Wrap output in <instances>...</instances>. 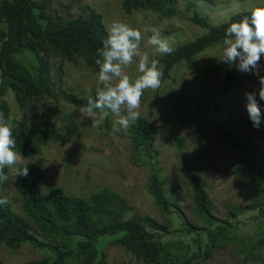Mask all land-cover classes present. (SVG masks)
<instances>
[{
    "label": "rangeland",
    "instance_id": "obj_1",
    "mask_svg": "<svg viewBox=\"0 0 264 264\" xmlns=\"http://www.w3.org/2000/svg\"><path fill=\"white\" fill-rule=\"evenodd\" d=\"M2 1V0H0ZM43 3L45 14L54 21L64 22L85 16L91 9L102 16L107 31L113 21H119L139 29L143 39L141 51L147 52L150 60L159 61L163 71L162 55L155 53L147 41L151 32L145 26L157 28L163 39L174 49L177 45L203 35L206 30L194 25L190 18L192 10L207 19L211 25L225 23L235 13L251 11L263 5L264 0H176L172 13L163 17L149 10L126 14L121 9V0H31ZM39 14V9H35ZM4 26L0 24V40ZM222 42L205 49L196 57L191 69L183 64L174 66L167 78L156 90L147 89L141 97L140 118L147 120L155 137L153 152L156 154L159 176L164 180L167 199L180 209L185 218L198 228L202 223L197 216L189 182L190 174L197 176L205 185L210 199L213 224L229 220L230 212L258 203L264 208V159L256 162L251 174L235 175L233 164L239 154L230 148L222 132L236 127L264 153V101L256 99L261 107L262 122L259 129L252 126L246 111V92H258L257 77L244 73L235 65L219 61ZM43 51L23 50L15 55L29 71L33 80L38 77L39 58ZM260 74L264 75V57L260 60ZM234 70V86L223 89L226 69ZM99 68H87L83 61L61 62L58 57L50 60L49 75L52 96L19 104L9 93L5 101L9 106L7 118L17 127L23 118L29 129L45 134L46 144L30 156H22L23 164L36 163L44 172L42 197L45 199L51 187L61 188L68 196L89 199L104 192L107 202L92 215L94 222L134 221L141 223L146 217L174 230L170 235H158L164 251L160 264H182L196 251L195 239L207 255L198 264H264V215L257 209L242 212L231 222L233 227L219 237V245L210 249L206 231L187 235L182 232V220L172 208L164 215L148 193L151 168L142 165L133 157V144L127 130L113 133L117 119L110 112L104 115L95 110L91 119L84 117L81 109L62 99V94L77 98H94ZM135 79L139 72L134 62L126 70ZM208 105L207 111L204 110ZM215 107L218 110H215ZM101 117H103L101 119ZM72 120L77 134L64 133L63 121ZM101 120L98 126L93 121ZM62 134L58 141L50 139L51 132ZM8 180L0 187V198H7L12 210L25 217L20 197L16 192L17 177L8 169ZM149 230V229H148ZM122 233L99 238L96 243L97 258L94 264H140L131 252L120 244ZM198 237V238H197ZM41 242L47 238L38 236ZM76 240L72 247H75ZM53 260L49 247L37 243L22 244L15 249L0 246V264H15L43 258Z\"/></svg>",
    "mask_w": 264,
    "mask_h": 264
},
{
    "label": "trees",
    "instance_id": "obj_2",
    "mask_svg": "<svg viewBox=\"0 0 264 264\" xmlns=\"http://www.w3.org/2000/svg\"><path fill=\"white\" fill-rule=\"evenodd\" d=\"M176 0H121V9L129 14L133 11L149 10L160 16H169ZM263 6V5H260ZM39 9V14L35 9ZM188 5L192 10L190 21L206 32L195 39L177 45L171 54L161 57L163 71L161 81L167 78L171 69L183 64L191 69L195 66L196 57L205 49L223 41L227 26L238 22L251 11L235 13L222 24L211 25L206 18ZM45 5L31 0H2L0 1V24L4 26L3 37L0 40V112L7 118L9 106L5 97L12 93L19 104L25 101L42 99L52 96L49 75L50 60L58 57L61 62L81 60L87 68H97L95 63L97 50L107 36L102 22V16L89 9L85 16H78L64 22L54 21L45 14ZM41 50L39 58L38 77L33 80L26 67L19 62L15 55L23 50ZM234 86V70L226 69L223 89L229 90ZM62 99L76 107L87 105V99L74 95L62 94ZM208 105L204 110L207 111ZM217 111L218 108L215 107ZM64 133L70 136L77 134V126L72 120L63 121ZM227 145L234 149L239 157L232 168L235 175L251 174L256 162L264 159V153L249 137L236 127L222 132ZM133 144V157L142 165L150 166L151 174L148 179V193L164 215H169L176 208L178 217L182 220V232L190 235L206 231L210 249L219 245V237L233 227L232 220L242 212L257 209L259 215H264V208L258 203L236 209L229 214V220L213 224L210 199L205 191L204 183L195 175L190 174L193 203L202 228L190 223L183 212L173 206L164 192V180L156 168V154L153 152L155 137L150 131L147 120L139 118L130 129ZM16 140V151L21 156H30L39 147L46 144L48 138L36 130L28 128L25 119L17 122L13 129ZM62 134L52 131L50 139L58 141ZM29 173L26 177H17L16 192L20 197L21 209L25 217L15 213L10 203L0 206V246L15 249L22 244L37 243L49 247L54 256L53 260L43 258L15 264H94L97 258L96 243L99 238L122 233L119 240L121 246L139 261L140 264H160L163 245L156 237L170 235L174 230L159 224L152 218L146 217L141 223L134 221H111L108 223L94 222L92 215L101 210L107 202V194L100 192L89 199L68 196L61 188L51 187L46 198L42 197L44 172L36 163H28ZM8 174V169H5ZM6 182V181H5ZM4 183L0 184V187ZM264 207V199L262 200ZM149 229V230H148ZM47 238L41 242L38 236ZM75 247H72L76 240ZM198 238V237H197ZM196 251L188 256L182 264H198L206 257L198 239H195Z\"/></svg>",
    "mask_w": 264,
    "mask_h": 264
},
{
    "label": "clouds",
    "instance_id": "obj_3",
    "mask_svg": "<svg viewBox=\"0 0 264 264\" xmlns=\"http://www.w3.org/2000/svg\"><path fill=\"white\" fill-rule=\"evenodd\" d=\"M145 33L151 32L148 45L158 55L171 54L173 48L160 31L153 26H145ZM143 39L141 30L126 23L113 21L107 29V36L102 47L97 50L95 63L99 68L95 97H89L87 105L81 109L84 117L93 118L95 110L107 115L109 112L117 119L113 122V133L127 130L139 118L141 97L147 89L156 90L160 87L162 72L159 61L151 59L147 52L141 51ZM222 53L219 61L235 65L240 72L257 77L258 92H246V111L252 126L259 129L262 122L261 107L257 95L264 101V75L260 74V60L264 57V6L253 7L250 15L238 22L230 23L222 41ZM137 64L139 75L133 79L125 71L133 63ZM103 117H101L102 119ZM98 126L101 120L93 121ZM14 123L0 112V184L8 180L5 169L11 175L26 177L29 169L23 164V157L16 149L13 137ZM9 203L7 198H0V206Z\"/></svg>",
    "mask_w": 264,
    "mask_h": 264
}]
</instances>
